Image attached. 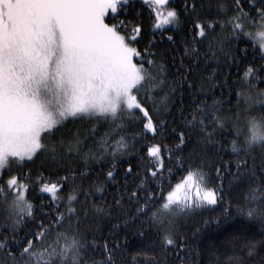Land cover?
Returning a JSON list of instances; mask_svg holds the SVG:
<instances>
[{
  "label": "snow or ice",
  "instance_id": "obj_1",
  "mask_svg": "<svg viewBox=\"0 0 264 264\" xmlns=\"http://www.w3.org/2000/svg\"><path fill=\"white\" fill-rule=\"evenodd\" d=\"M182 4L0 0V264H197L180 221L226 194L225 214L264 225V0ZM181 15L190 38L165 36ZM229 63L244 65L235 81ZM165 152L187 165L174 185ZM39 155L66 174L33 175ZM128 233L150 239L145 261L118 260ZM260 254L249 239L227 264Z\"/></svg>",
  "mask_w": 264,
  "mask_h": 264
},
{
  "label": "trees",
  "instance_id": "obj_2",
  "mask_svg": "<svg viewBox=\"0 0 264 264\" xmlns=\"http://www.w3.org/2000/svg\"><path fill=\"white\" fill-rule=\"evenodd\" d=\"M173 5L177 8L178 11L182 10L183 4L182 0H173ZM147 15V13H145ZM147 27V24H146ZM191 26L187 22V17L181 15V23L179 28H172L170 31L165 33L167 35H175L177 40L180 39L181 35L188 36L190 38V33L188 29ZM159 38V36H158ZM161 48H167L168 42L164 40L160 45ZM245 45L241 44L240 47L243 48ZM252 49L249 47V52L251 53ZM223 59V58H222ZM214 67V65H213ZM244 65L229 63L223 68V72L232 80L235 81L239 75L242 74ZM222 79L224 77H221ZM260 87H264V84H261ZM175 117L177 123L179 122V116L175 112H170L165 114L162 118L165 120H171ZM86 123V120H77L72 122V118L66 122L67 129H74L75 127H83ZM142 131V128L138 123H133L128 127L127 135L131 136L134 133ZM150 136V134H149ZM153 143L160 142L164 145L171 146L175 143L174 137L172 135H165L163 137L157 136L156 140L152 141ZM147 141L140 140L136 145L137 148L141 145L146 144ZM146 155V153H144ZM165 163L167 167L173 169L171 173V183L174 185L178 183L181 178L186 174V167L181 168L177 163H169L168 155L165 152ZM130 159H135V157H128ZM126 158V159H128ZM190 163H198L196 160L190 161ZM126 166V165H125ZM29 168H31L33 175L37 173H43L46 180L56 182L66 173L63 170H58L54 166L50 165L44 155H39L35 158L34 163H30ZM75 167L79 168V164ZM94 167H99L95 165ZM167 167L164 171L165 176V185L168 184L169 173ZM27 170V169H25ZM208 173L209 186H214L217 181L214 179V174L210 167L205 169ZM95 178V174H93ZM102 178V177H101ZM79 183V180H77ZM227 182L225 181V184ZM67 188H65V192ZM227 193V188L225 189ZM38 196L47 200L50 196L48 193H38ZM230 197L225 195V202H220L217 205H209L203 208L197 209L191 215L185 217L180 221L183 228V235L189 240L193 249L199 251L200 256L198 258L197 264H217L216 257H219V264H227V257L234 255H242L245 243L249 239H255L257 241L264 238L262 233H264V225L261 224L259 220H250L245 215L239 214L235 205L229 209V214H225L224 208L227 206L226 201ZM39 201L37 200L36 203ZM111 225H106L104 228L105 233H107L108 228ZM127 254L124 257H118L119 259H124L130 261L132 256L136 255L137 252H140L141 255L138 256V261H145L148 257L152 255L151 241L145 237H141L138 234L128 233L127 234ZM120 240L123 243L125 240L124 231L120 232ZM146 254V255H145ZM245 259H249L246 255ZM254 264H264V254H260L251 258Z\"/></svg>",
  "mask_w": 264,
  "mask_h": 264
}]
</instances>
